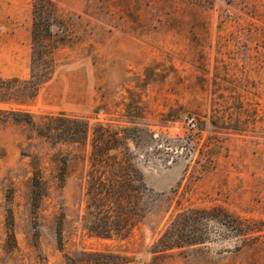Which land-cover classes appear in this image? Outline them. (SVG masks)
<instances>
[{"label":"rangeland","instance_id":"obj_1","mask_svg":"<svg viewBox=\"0 0 264 264\" xmlns=\"http://www.w3.org/2000/svg\"><path fill=\"white\" fill-rule=\"evenodd\" d=\"M54 2L0 0V264H264V0Z\"/></svg>","mask_w":264,"mask_h":264},{"label":"trees","instance_id":"obj_2","mask_svg":"<svg viewBox=\"0 0 264 264\" xmlns=\"http://www.w3.org/2000/svg\"><path fill=\"white\" fill-rule=\"evenodd\" d=\"M33 6V18H34V31L38 30V28L40 27V29H42V32L44 34L48 33L49 31V16H53L54 15V10H55V2L54 0H33L32 3ZM51 74H47L44 77H42L41 73H36V72H32L31 78L28 80H25L23 82H21L22 84H25L26 89L31 90V95L33 92V95L36 93V91L39 89V87L41 86V84L45 81H47L50 78ZM15 82V83H20V80L18 79H10V80H2L0 79V90H6L7 92H9V88L8 84L10 82ZM8 94V93H7ZM15 113H19L21 114L22 112L20 110H13V109H5L2 110L0 109V114H3L4 116H6L5 118H9V116L15 114ZM2 120V119H0ZM15 120V119H14ZM23 122L28 123V124H34L32 119H21ZM69 123H72L71 125L77 124L78 121L75 118L69 119ZM90 128V124L88 121L83 122V126L81 127V129H79V132H81L83 134V136H85V138L87 137L88 131ZM97 146L94 145L92 147L91 150V165L92 167H95L97 164V159L98 158V153H97ZM105 156V155H103ZM101 156V158L103 157ZM120 170L118 169H112L111 170V175L109 176V178L103 182L101 179L99 180V182L104 183V188H106L107 191L111 192L113 191L114 193H116L118 191V189L121 187L122 183H128L129 182V175H127L126 173V168L124 167L123 164H119L118 165ZM102 167V166H101ZM104 167V166H103ZM106 178V177H105ZM139 180H141V177L139 178ZM40 177L37 175L36 178L34 179V186H33V191L34 193L38 194L41 191V183H40ZM106 183V186H105ZM9 231H12V228L8 229ZM12 233V232H11Z\"/></svg>","mask_w":264,"mask_h":264}]
</instances>
